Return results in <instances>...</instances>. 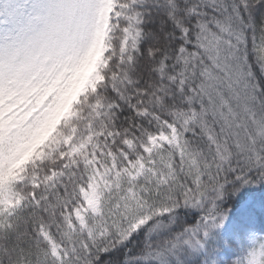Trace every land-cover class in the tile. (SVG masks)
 Returning a JSON list of instances; mask_svg holds the SVG:
<instances>
[{
	"label": "snow or ice",
	"instance_id": "snow-or-ice-1",
	"mask_svg": "<svg viewBox=\"0 0 264 264\" xmlns=\"http://www.w3.org/2000/svg\"><path fill=\"white\" fill-rule=\"evenodd\" d=\"M0 264H264V0H0Z\"/></svg>",
	"mask_w": 264,
	"mask_h": 264
},
{
	"label": "trees",
	"instance_id": "trees-1",
	"mask_svg": "<svg viewBox=\"0 0 264 264\" xmlns=\"http://www.w3.org/2000/svg\"><path fill=\"white\" fill-rule=\"evenodd\" d=\"M244 195H246V193H243V194L241 195V198H243ZM228 207H230V205H228Z\"/></svg>",
	"mask_w": 264,
	"mask_h": 264
}]
</instances>
